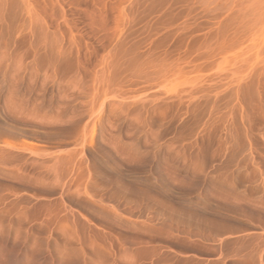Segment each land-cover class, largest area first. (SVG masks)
<instances>
[{"label": "rangeland", "instance_id": "obj_1", "mask_svg": "<svg viewBox=\"0 0 264 264\" xmlns=\"http://www.w3.org/2000/svg\"><path fill=\"white\" fill-rule=\"evenodd\" d=\"M0 264H264V0H0Z\"/></svg>", "mask_w": 264, "mask_h": 264}]
</instances>
